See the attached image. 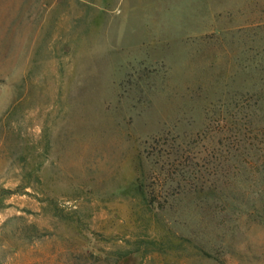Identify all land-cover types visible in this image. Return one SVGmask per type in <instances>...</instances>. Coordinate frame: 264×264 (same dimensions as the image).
Here are the masks:
<instances>
[{
	"label": "rangeland",
	"instance_id": "374dc122",
	"mask_svg": "<svg viewBox=\"0 0 264 264\" xmlns=\"http://www.w3.org/2000/svg\"><path fill=\"white\" fill-rule=\"evenodd\" d=\"M0 264H264V0H0Z\"/></svg>",
	"mask_w": 264,
	"mask_h": 264
}]
</instances>
